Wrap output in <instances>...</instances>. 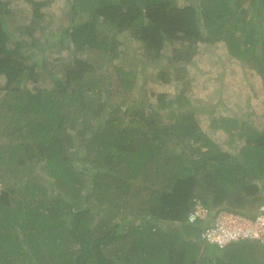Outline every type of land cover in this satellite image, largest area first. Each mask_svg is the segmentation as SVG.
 <instances>
[{
	"label": "trees",
	"instance_id": "trees-1",
	"mask_svg": "<svg viewBox=\"0 0 264 264\" xmlns=\"http://www.w3.org/2000/svg\"><path fill=\"white\" fill-rule=\"evenodd\" d=\"M14 1L0 0V90L19 91L21 101L17 116L4 117L9 120V133L29 134L27 142L15 148L17 164L24 165L33 159L44 162L53 179L51 184L57 186V193L51 190L36 204L22 205L20 201L19 208L14 209L10 192L0 190V262L5 256L16 255L22 264H42L48 259L53 264H124L126 261L127 264H149V261L151 264H197L201 243L192 239V235L201 237L204 222H186L193 198L199 197L211 210L225 207L254 212L264 201L261 189L264 185V129L248 132L246 144L236 155L219 147L201 129L194 112H187L189 121L184 126L172 128L184 130L194 142L204 140L198 148L200 154L191 159V164L176 171L173 180L165 179L164 186L156 185L159 179L156 175L162 178L165 172L157 168L153 159L158 152L156 149L166 143L163 137L170 133V127L155 124L154 119L143 120V125L148 123L153 128V135L149 132L151 128L141 127L138 130L145 138L125 144L124 138L130 134V129H118L116 121L119 119L108 118L102 127L99 122L103 119L95 118L102 115L105 102L89 94L92 88H101L100 80L90 84L84 80L92 65L73 54L41 59L33 52H25L22 40L6 24V17L18 12L12 7ZM27 1L33 16L28 30L30 36L35 37L44 27L42 18L48 16L51 0ZM251 1L256 14H264V0ZM70 3L74 11L72 21L62 34L70 36L77 49L87 45L104 49L110 59H116L119 56L117 39L108 35V28L131 31L143 42L146 57L153 60L163 56L166 42L174 38L188 40L187 46L176 48L173 56V60L185 61L192 59L199 41L223 40L231 54L253 63L264 81V42L254 37L253 33L258 30H249L246 19L238 17L237 10L243 0H213L212 5L201 10L193 3L181 6L173 0H71ZM101 16L104 17L102 34L98 29ZM238 31L240 35L245 33L243 39ZM115 68L122 90L131 89L136 74L119 66ZM40 72L54 79L52 89L38 85ZM61 72L63 78H58ZM29 81L33 84L26 87ZM104 87L111 92L109 77ZM158 96L162 102L165 100V94ZM80 117L81 129L78 126ZM227 119L229 122L235 120ZM89 131L90 139H84ZM81 145L86 146V153L83 159H78L79 169L73 161ZM204 146L206 150H202ZM4 152L0 147V161L6 159ZM91 153H94L92 160L97 166L90 172L87 171L88 163L82 160H86V156L89 158ZM106 175L114 178L112 182L122 183L123 191L132 188L131 184L138 187V191L146 194L142 199L146 204L136 210L128 208L131 206L127 200L114 199L112 207L102 210L99 216L104 221L96 223L90 204L91 193ZM26 187L29 194L36 190L44 195L48 192L45 185L28 184ZM17 219L22 220L23 227H31L29 244L18 240V235L14 237L6 228L7 221L12 223ZM109 219L115 220L111 226L107 223ZM178 222L176 228L180 229L176 235H167L157 241L158 256L125 253L127 256L119 254L116 259L110 255V245L119 240L121 233L126 236L149 231L160 237L165 224ZM182 237L185 238L181 240ZM122 243L120 240L118 249L123 248ZM43 244L47 245L46 250ZM217 254L210 257V264H229Z\"/></svg>",
	"mask_w": 264,
	"mask_h": 264
},
{
	"label": "rangeland",
	"instance_id": "rangeland-1",
	"mask_svg": "<svg viewBox=\"0 0 264 264\" xmlns=\"http://www.w3.org/2000/svg\"><path fill=\"white\" fill-rule=\"evenodd\" d=\"M70 1L51 0L50 12L46 18H42L44 27L39 29L35 37H31L28 30L33 16L27 0L13 2L12 7L18 12L7 16L6 24L22 40L23 49L27 53L33 52L41 59L73 54L86 59L92 65V69L84 79L85 83L90 84L100 80L101 88H92L89 94L94 97L99 96L105 102L103 116L95 119L101 117L104 120V122L103 120L99 122L102 127L108 118L119 119L116 121L118 129L123 127L130 129V134L124 138V144L130 141L137 143V139L145 138L138 129L142 127L149 130L151 127L148 123L143 125L141 123L143 120L146 122V119H154L155 124H161L166 128L170 127V133L163 137L166 143L156 149L158 152L153 159L157 168L165 172L162 178L160 175H156L159 178L156 185L164 186L163 181L173 180L176 171L178 172L185 164H191V159L200 154L198 148L201 143H204V140L194 142L184 134V130L178 131L172 128L174 125L184 126L189 121L186 118L187 112H194L201 129L215 140L219 147L236 155L242 151L246 144L248 132L264 129L263 78L253 63L231 54L223 40L214 43L199 41L194 49L192 59L185 61L183 59L173 60V56L176 48L187 46L188 40L174 38L166 42L162 49L163 56L158 60H153L146 57L143 42L131 31L118 32L108 28V35L115 37L118 43L119 56L112 60L104 49L88 45L77 49L70 36L62 34L63 29L71 23L73 17L74 11ZM173 2L181 6L193 3L201 10L204 6L212 5L213 0H173ZM237 14L238 17L246 19L249 30H253V32L258 30L253 35L261 43L264 42V14H256L252 1L243 0ZM99 20L98 29L102 34L104 27H101L103 23L101 21L104 20V17H99ZM237 33L241 39L244 38L245 33L241 35L239 31ZM118 66L125 70H132L136 74L135 84L127 91L122 90L119 84L121 83L119 72L115 68ZM40 73L42 74L38 76V85L52 89L54 79L44 72ZM57 77L63 78V73H59ZM108 77L112 82L110 93L105 91L104 87V81ZM32 84L33 81H29L25 86L29 87ZM160 94H165L163 102L159 99L158 95ZM20 101L19 91L0 90V147L6 151L4 152L6 159L0 161V181L2 183L0 190L10 192L14 209L19 208L20 201L22 205L25 203L36 204L41 197L48 196L51 190L55 194L57 193L55 191L57 186L54 187L51 184L53 179L49 176L44 162L33 159L24 165L17 164L14 156L15 148H20L21 143L27 142L29 134L19 136L18 133L16 135L9 133L10 127L7 125L9 120L4 116L8 114L17 116ZM227 117L235 120L229 122ZM78 119V126L81 129L83 125L81 117ZM152 129L149 130L151 135H153ZM89 134L90 131L84 139L87 137L89 140ZM118 134H120V130ZM78 148L77 159H74L73 163L80 169L81 163L78 162V159H83L86 146L81 145ZM206 149L205 146L202 148V150ZM74 155L75 153H73ZM90 155L89 158L86 156L88 162L85 159L82 162L88 163L87 165L91 169L89 168L87 171L91 172L96 168L97 163L92 160L94 153ZM166 161L167 163L164 165ZM111 171L115 172V170ZM113 180V177L111 179L110 175H106L102 184L93 190L94 193H91L90 204L93 207L92 215L95 217L96 223L104 221L99 216L102 210L112 207L114 199L127 200L131 206L128 208L135 207L136 210L146 204L142 200L146 194L138 191V187L131 184L132 188L123 191L122 183L112 182ZM28 184L45 185L48 192L44 195L36 190L29 194L26 187ZM140 188L142 189L141 186ZM261 189L264 194V185ZM99 209L101 210L99 211ZM9 221L6 222V228L13 233L14 237L18 235V240L29 244L30 225L23 227L22 220L17 219V221H12L15 225L13 226ZM107 221L111 226L115 220ZM4 233L8 234V231ZM73 245L77 247L75 241ZM42 247L43 250H46L47 245L43 244ZM2 257H4V253ZM0 264H22V261L18 260L16 255L5 256L4 261ZM42 264H53V262L48 259Z\"/></svg>",
	"mask_w": 264,
	"mask_h": 264
},
{
	"label": "built area",
	"instance_id": "built-area-1",
	"mask_svg": "<svg viewBox=\"0 0 264 264\" xmlns=\"http://www.w3.org/2000/svg\"><path fill=\"white\" fill-rule=\"evenodd\" d=\"M0 181V186H1ZM187 223L203 221L201 238L204 242L223 249L233 242L255 241L264 247V201L254 212L233 211L222 207L211 210L199 197L193 198Z\"/></svg>",
	"mask_w": 264,
	"mask_h": 264
},
{
	"label": "crops",
	"instance_id": "crops-1",
	"mask_svg": "<svg viewBox=\"0 0 264 264\" xmlns=\"http://www.w3.org/2000/svg\"><path fill=\"white\" fill-rule=\"evenodd\" d=\"M176 225L179 226V222L165 224L164 227L166 226V228H163L164 231L160 237L159 234H153L149 231H146L143 234L128 233L126 236L122 235L121 233L119 240L116 243L110 245V255L116 259L119 257V254L125 253L129 256L130 253H133V255L140 254L145 256H158L159 254L157 253V246H159V244L157 245V241L159 238L167 235H176L180 229H177ZM195 235L196 234L192 235V239L194 238L199 242V244L201 243V249L196 256L197 264H210V257L212 258L214 254L217 253V255H220L224 259V262L229 264H264V247L255 241L233 242L223 248V250H219L220 248L218 249V247H214L212 244L205 243L202 241L201 237L198 239ZM184 238L185 237H182L181 240ZM120 240L123 241L122 249L117 248ZM163 249L166 248L163 247ZM124 264H127V261ZM149 264H151V261H149Z\"/></svg>",
	"mask_w": 264,
	"mask_h": 264
}]
</instances>
